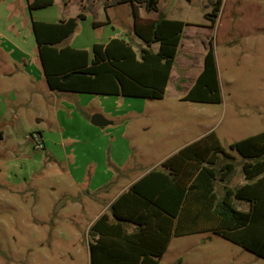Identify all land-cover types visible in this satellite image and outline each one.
Listing matches in <instances>:
<instances>
[{
	"label": "rangeland",
	"instance_id": "1",
	"mask_svg": "<svg viewBox=\"0 0 264 264\" xmlns=\"http://www.w3.org/2000/svg\"><path fill=\"white\" fill-rule=\"evenodd\" d=\"M118 1L72 0L66 13L87 12L91 17V21H79L76 35L104 41L112 26L95 27L93 20L122 19L124 33L116 35L130 36L126 25L134 9L131 2ZM180 1L167 0L165 6L170 10ZM217 1L193 0L190 4L182 0L179 4L177 17L190 24L179 60L193 64L185 72L189 84L200 72L212 42L223 100L175 102L171 93L164 100L151 99L152 105L159 107L147 114L151 124L148 138L167 144L162 153L180 140L208 130L215 131L228 150L233 142L264 131V0H223L214 23L210 17ZM25 4L26 0H0V264H90L92 237L85 225L89 211L70 206L71 197L83 204L84 193L76 188L65 191L64 177L54 169L62 164H54L53 153L40 140V134L48 136L64 129L79 133L84 113L76 106L52 107L54 96L46 81L37 79V46L27 26L30 16ZM204 4L211 8L208 17L202 13ZM116 23V28L122 25ZM22 51L29 53L26 58L30 61L25 64L19 60ZM180 68L174 82L182 75ZM41 90L45 97L40 101L37 93ZM145 142L146 166L152 162L149 151L153 145ZM232 152L236 168L228 185L238 186L245 182L243 158ZM142 154L137 151L135 157ZM225 184L218 181L220 194ZM235 203L240 209H249L245 201ZM159 264H264V258L209 231L173 237Z\"/></svg>",
	"mask_w": 264,
	"mask_h": 264
},
{
	"label": "trees",
	"instance_id": "2",
	"mask_svg": "<svg viewBox=\"0 0 264 264\" xmlns=\"http://www.w3.org/2000/svg\"><path fill=\"white\" fill-rule=\"evenodd\" d=\"M55 0H28V9L50 6ZM68 2L69 0H65ZM134 32L144 42L138 53L123 37L96 42L93 53L64 44L86 18L48 22L32 19V28L47 82L55 91L163 99L179 53L187 22L162 16L144 18L135 0ZM223 0L211 14L216 15ZM152 8L158 10V0ZM107 22L94 21L95 27ZM159 43V50L154 44ZM183 100L222 102L214 45L204 68ZM226 149L215 131L188 143L121 194L91 226L90 264H159L171 240L214 232L264 258V131L233 142ZM242 158L245 182L230 186ZM218 181L225 184L223 193ZM235 200L245 201L240 209Z\"/></svg>",
	"mask_w": 264,
	"mask_h": 264
},
{
	"label": "crops",
	"instance_id": "3",
	"mask_svg": "<svg viewBox=\"0 0 264 264\" xmlns=\"http://www.w3.org/2000/svg\"><path fill=\"white\" fill-rule=\"evenodd\" d=\"M189 1L190 4H193V0ZM71 2L72 0H69L68 2L65 0H55L50 6L34 9L32 14L28 10L30 18L27 26L30 27L33 32L32 19L58 22L62 19L75 16L66 13V10L69 8L68 6ZM118 2L122 3V0ZM135 2L144 18L158 19L161 15H164L167 18L180 19L188 23V20L177 17L178 9L181 8L179 4L182 5V2H177L175 7H172L170 10L167 6H165L167 0H158V10L153 9L152 5L147 1L136 0ZM131 4L134 9L132 2ZM25 6L28 9V0H26ZM204 6L205 9L202 13L206 16V13H209L211 8H207L205 4ZM145 10L152 11L154 14H147ZM84 13L86 14V18L81 20L84 22L91 21L90 14L87 12ZM134 18L135 17L133 15L131 22H127L126 25L129 27L130 36H124L123 38L130 41L139 53L141 47L145 46V44L143 40L134 32ZM118 20L119 22L116 20L117 23L112 19H108L107 21L97 20L107 22L100 27H105L108 24L112 26V30H108L107 28L108 33L104 41H95L93 39L89 40L86 37L77 36L76 33L79 28L78 26L75 33L70 37V39L68 38L69 40L67 39L64 44H70L71 46L79 49H87L92 54L94 43H106L113 37H122L117 36L116 33H124V31H121V27L126 23L122 19ZM115 23L117 25H120L121 23L122 25L117 26L116 28ZM188 25L190 24L186 25L184 35ZM31 35L34 36V33ZM182 41L183 38L179 46V53L172 70L171 79L167 86L165 97L158 100H164L171 93L172 100L175 102H190L183 100V97L194 85L197 77L204 68L205 57L202 61L200 72L191 83H186L187 81H185V79L187 78V75L185 72L188 70V67L193 64L190 61V64H182L179 60ZM153 47L155 50H159L160 45L159 43H156ZM34 48L35 47H33V50L37 49V54L34 53V64H37L35 70L37 79L46 81L49 93L54 96L52 107L55 108V106L61 105L64 108H74L76 106L84 113V115L80 118L79 133H74L71 129H64L58 133H50L48 136L40 134V140H42L47 148H50L49 150H51V153H53L54 164H57L56 162H58V164H62H60L61 167L54 169L58 171L60 176L64 177L63 183L67 185L65 191L72 192V188H76L80 192L84 193L85 201L83 204L82 201H72L76 199L71 197L70 206L72 205L89 211V216L86 219L87 221L85 224L88 232H90V228L93 223L103 213H111V205L135 182L141 179L152 169L158 168L170 155L210 131H204L196 136L180 140L179 142L177 141V145L170 151L168 150L166 153H162L161 149H164V147L167 149V144L163 145L161 143L162 140L157 141L148 138L150 135L149 130L151 129V124L150 121L146 120V118H148L147 114H152L159 107L158 105H152L151 99L122 95H101L85 92L55 91L50 88L47 82L39 57L38 48ZM20 55L19 60L24 61V64L26 60L30 61V58H26L29 57V53L27 51H22ZM179 67H181L180 70L182 75L179 74L177 76V80L174 82V77L177 75ZM28 70L29 69L27 68L25 69L26 72ZM30 71L32 70L30 69ZM37 94L38 100L40 101L45 97L43 90L39 91ZM45 102L48 103L46 100ZM95 113L103 115L107 120V124L103 126L93 124L91 117ZM45 118L50 120L47 114L45 115ZM55 119H58L60 126H62L59 118L55 117ZM65 120L66 122L68 121L67 118H65ZM173 134L174 133H172V135ZM145 139L149 144L153 145V148L149 151L150 161L152 162L150 165L146 166L144 165V148L147 146ZM137 151L143 152V154L140 157H135V153ZM65 208L70 207L65 206ZM90 240L92 241L93 239L91 238Z\"/></svg>",
	"mask_w": 264,
	"mask_h": 264
},
{
	"label": "water",
	"instance_id": "4",
	"mask_svg": "<svg viewBox=\"0 0 264 264\" xmlns=\"http://www.w3.org/2000/svg\"><path fill=\"white\" fill-rule=\"evenodd\" d=\"M139 1H148L151 5L154 2V0H139ZM91 121L93 124L98 125V126H103L107 124V120L105 117L99 113H95L91 117Z\"/></svg>",
	"mask_w": 264,
	"mask_h": 264
},
{
	"label": "flooded vegetation",
	"instance_id": "5",
	"mask_svg": "<svg viewBox=\"0 0 264 264\" xmlns=\"http://www.w3.org/2000/svg\"><path fill=\"white\" fill-rule=\"evenodd\" d=\"M148 2V1H147Z\"/></svg>",
	"mask_w": 264,
	"mask_h": 264
}]
</instances>
